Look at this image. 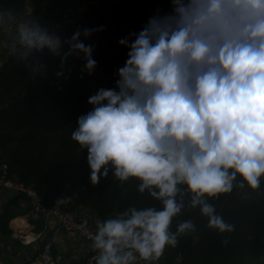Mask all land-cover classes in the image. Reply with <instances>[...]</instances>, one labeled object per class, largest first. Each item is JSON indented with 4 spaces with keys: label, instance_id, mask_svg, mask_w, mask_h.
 Masks as SVG:
<instances>
[{
    "label": "clouds",
    "instance_id": "obj_1",
    "mask_svg": "<svg viewBox=\"0 0 264 264\" xmlns=\"http://www.w3.org/2000/svg\"><path fill=\"white\" fill-rule=\"evenodd\" d=\"M170 6L118 41L128 52L115 87L89 97L91 110L71 134L87 150L93 186L111 171L121 184L138 181V192L160 204L130 206L98 223L89 236L96 264H155L166 247L194 233L192 220L172 230L185 193L209 229L233 233L235 225L209 201L234 190L255 192L264 181V0H171ZM13 30L18 61L46 50L60 60L57 79L72 57L83 60V74L95 73L94 48L84 41L102 28L62 39L0 8V48L9 46Z\"/></svg>",
    "mask_w": 264,
    "mask_h": 264
},
{
    "label": "trees",
    "instance_id": "obj_2",
    "mask_svg": "<svg viewBox=\"0 0 264 264\" xmlns=\"http://www.w3.org/2000/svg\"><path fill=\"white\" fill-rule=\"evenodd\" d=\"M31 17L62 39H70L78 30L102 28L85 44L94 48L97 68L92 76L82 73L84 62L72 57L65 77L57 79L60 60L46 50L34 53L27 61H18L11 53L0 67V176L31 187L46 207L71 213L88 206L104 221L130 206L160 207L147 193L141 195L138 181L121 184L112 172L99 184L90 183L87 150L71 139L77 118L91 110L90 96L99 88L115 87L119 67L127 59L128 49L118 41L139 33L148 19L171 11V0H34ZM25 0H0V8L11 9L24 20ZM83 39V38H82ZM44 65L41 72L32 67ZM83 77V78H82ZM67 199L64 203L58 200ZM176 217L172 230L184 220H192L196 231L181 236L175 247H166L159 259L163 264H264V181L259 190H234L212 199L217 213L235 225L230 234H218L207 227V218L199 208L188 206ZM21 194L10 201L0 215L3 235L10 233V221L22 210ZM227 239L225 246L222 242ZM46 241V240H45Z\"/></svg>",
    "mask_w": 264,
    "mask_h": 264
},
{
    "label": "crops",
    "instance_id": "obj_3",
    "mask_svg": "<svg viewBox=\"0 0 264 264\" xmlns=\"http://www.w3.org/2000/svg\"><path fill=\"white\" fill-rule=\"evenodd\" d=\"M14 30L7 36L9 46L0 48V60L11 50ZM21 194L0 187V215L5 211L10 201ZM22 210L10 221L8 235H3L0 228V256L7 264H32L44 251L45 245L52 244L51 257L55 264H85L93 252L91 243L77 232H68L60 228L55 218L41 219L32 214L30 201H21ZM70 217L96 226L102 220L88 206H78ZM24 237L31 242L23 243ZM46 240V241H45Z\"/></svg>",
    "mask_w": 264,
    "mask_h": 264
},
{
    "label": "built area",
    "instance_id": "obj_4",
    "mask_svg": "<svg viewBox=\"0 0 264 264\" xmlns=\"http://www.w3.org/2000/svg\"><path fill=\"white\" fill-rule=\"evenodd\" d=\"M34 0H25L26 7L25 13L23 16L24 20L31 19L35 13ZM6 58L0 60V67H2L3 63L7 60ZM0 187L7 189L9 191H13L18 194L26 195L30 199L32 214L39 216L41 219L48 220L50 218H55L58 220L60 228L66 230L68 232H77L79 233L86 241L92 244V241L89 239V236L96 231V226L89 225L82 220H77L70 217L69 213H65L58 209L57 207H46L41 203L40 196L31 188L27 187L24 184L16 181L15 179H7L4 175L0 176ZM83 225V228L81 227ZM31 242L29 237H24L23 243L28 244ZM51 248L52 244L48 242L45 245L44 251L41 256H38L32 264H55L51 257ZM97 253L93 250L90 257L87 259L85 264H96ZM0 264H7L3 258L0 256ZM155 264H163L159 260L155 262Z\"/></svg>",
    "mask_w": 264,
    "mask_h": 264
},
{
    "label": "rangeland",
    "instance_id": "obj_5",
    "mask_svg": "<svg viewBox=\"0 0 264 264\" xmlns=\"http://www.w3.org/2000/svg\"><path fill=\"white\" fill-rule=\"evenodd\" d=\"M26 21L33 22V21H32V19H28V20H26ZM9 53H12V51H11V50H9ZM7 55H8V54H5V58L7 57Z\"/></svg>",
    "mask_w": 264,
    "mask_h": 264
}]
</instances>
